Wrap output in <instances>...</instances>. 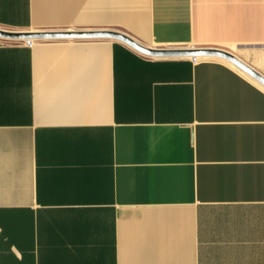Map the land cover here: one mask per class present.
Listing matches in <instances>:
<instances>
[{"label": "crops", "instance_id": "crops-1", "mask_svg": "<svg viewBox=\"0 0 264 264\" xmlns=\"http://www.w3.org/2000/svg\"><path fill=\"white\" fill-rule=\"evenodd\" d=\"M0 264H264V0H0Z\"/></svg>", "mask_w": 264, "mask_h": 264}, {"label": "water", "instance_id": "water-1", "mask_svg": "<svg viewBox=\"0 0 264 264\" xmlns=\"http://www.w3.org/2000/svg\"><path fill=\"white\" fill-rule=\"evenodd\" d=\"M71 36H111L121 40L137 50L138 52L153 56V57H177V56H219L231 60L243 69L253 73L251 68L244 64L232 53L220 48H205V47H191V48H155L141 44L128 34L120 31L113 32H30L22 30H13L0 27V38L8 40H26L33 38H51V37H71ZM264 81V80H263Z\"/></svg>", "mask_w": 264, "mask_h": 264}, {"label": "rangeland", "instance_id": "rangeland-1", "mask_svg": "<svg viewBox=\"0 0 264 264\" xmlns=\"http://www.w3.org/2000/svg\"><path fill=\"white\" fill-rule=\"evenodd\" d=\"M1 42H15L16 40H8V39H4V38H0Z\"/></svg>", "mask_w": 264, "mask_h": 264}, {"label": "built area", "instance_id": "built-area-1", "mask_svg": "<svg viewBox=\"0 0 264 264\" xmlns=\"http://www.w3.org/2000/svg\"><path fill=\"white\" fill-rule=\"evenodd\" d=\"M27 43L31 46L32 45V39H26Z\"/></svg>", "mask_w": 264, "mask_h": 264}]
</instances>
